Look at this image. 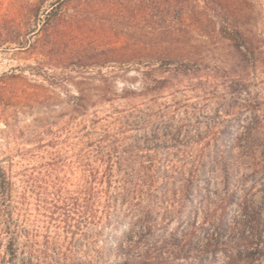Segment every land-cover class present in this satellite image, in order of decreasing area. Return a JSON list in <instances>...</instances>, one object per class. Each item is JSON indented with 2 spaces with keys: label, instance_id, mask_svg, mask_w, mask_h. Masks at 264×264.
Returning <instances> with one entry per match:
<instances>
[{
  "label": "rangeland",
  "instance_id": "374dc122",
  "mask_svg": "<svg viewBox=\"0 0 264 264\" xmlns=\"http://www.w3.org/2000/svg\"><path fill=\"white\" fill-rule=\"evenodd\" d=\"M54 1L0 0V262L9 228L26 226L41 245L47 237L69 245L73 236L65 241L51 211L59 196L85 187L90 170L112 176V184L96 188L124 194L134 189L130 180L150 173L151 159L156 174L168 160L180 166L183 142L190 156L192 142L206 145V161L224 142H251L264 162V0H213L212 11L202 0H73L43 32ZM216 7L245 24L248 57L218 35ZM119 48L185 50L199 69L174 75L175 64L150 76L144 64L121 70ZM154 79L168 82L154 90ZM127 90L135 93L122 98ZM254 171L244 168L233 180L250 176L239 195L259 206L264 168ZM207 175L224 189L220 170L208 167ZM115 208L125 214L130 206L120 199ZM90 234L77 236L75 260L104 250L112 261L103 237Z\"/></svg>",
  "mask_w": 264,
  "mask_h": 264
},
{
  "label": "trees",
  "instance_id": "16d2710c",
  "mask_svg": "<svg viewBox=\"0 0 264 264\" xmlns=\"http://www.w3.org/2000/svg\"><path fill=\"white\" fill-rule=\"evenodd\" d=\"M71 1L55 0L51 3L40 29L47 32L55 26L57 20L63 18L62 8ZM97 1L82 0L90 4ZM202 1L205 3L203 9H210L214 3L213 0ZM213 11L219 21L220 38L229 43L241 58L248 57L245 24L236 17L230 19L228 8L216 7ZM115 54L121 70H128L132 64H144L145 76L175 64L174 75H189L199 69L196 64L192 65L190 52L180 49L140 52L119 48L115 49ZM153 81L156 82L153 89L157 90L165 87L168 79ZM133 93V90H127L122 98ZM183 143L181 147L187 156L180 166L170 165L172 161L168 160L165 172L156 174V165L151 159L150 173L130 180L134 187L131 192L115 194L111 190L96 188V183L101 186L112 184V176L105 172L100 177L97 171L90 170L85 187L75 195L59 196L54 211H51L52 220L57 214L60 218L59 223L67 237L65 241L70 234L73 236L69 245L54 243L50 237L41 245L36 234L26 226L9 228L6 253L0 264H216L220 256L221 264H264V196L259 206L246 197L240 198L241 191H248L245 180L250 176H235L233 180L234 174L244 168H253L255 173L260 167L264 168V162L257 158L259 152L255 146L251 142H224L223 149L206 161V145L198 148L199 142H192L197 148L190 156V142ZM232 145L236 152L230 150ZM208 167L214 172H222L223 190L218 188L217 181L206 176ZM110 169L111 166L108 171ZM120 199L130 206L125 214L115 208ZM234 206L239 214L231 216V207ZM200 215L202 220L198 219ZM128 216H131V223L127 222ZM173 223L176 226L172 229ZM94 231L103 237L105 247L114 255L112 261L108 260L104 250L93 255L88 252L81 262L75 260L73 244L77 242V236L90 238V232Z\"/></svg>",
  "mask_w": 264,
  "mask_h": 264
}]
</instances>
